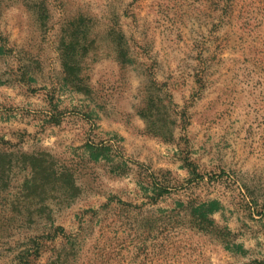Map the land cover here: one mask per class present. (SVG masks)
I'll return each mask as SVG.
<instances>
[{"label":"rangeland","instance_id":"1","mask_svg":"<svg viewBox=\"0 0 264 264\" xmlns=\"http://www.w3.org/2000/svg\"><path fill=\"white\" fill-rule=\"evenodd\" d=\"M0 264H264V0H0Z\"/></svg>","mask_w":264,"mask_h":264}]
</instances>
